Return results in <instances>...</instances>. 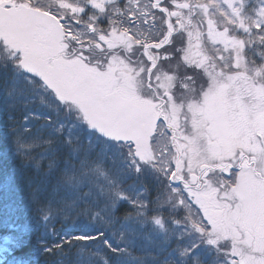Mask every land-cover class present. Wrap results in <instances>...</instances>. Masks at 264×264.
<instances>
[{"label": "flooded vegetation", "instance_id": "af4514ba", "mask_svg": "<svg viewBox=\"0 0 264 264\" xmlns=\"http://www.w3.org/2000/svg\"><path fill=\"white\" fill-rule=\"evenodd\" d=\"M72 3L47 0L44 6L33 4L53 16L47 24L37 26L35 41L27 46L34 62L41 63L53 80L47 89L66 110L76 113L82 114L84 101H67L54 85L84 97L91 106L95 103L96 113L108 120L115 122L121 110L140 117V127L146 125V119H154V131L138 153L130 141L105 140L128 145L139 164L151 155L155 139H162L169 164L153 175L163 179L168 172L169 209L185 217L192 235L215 241L221 258L232 257L227 263L264 264V134L256 133L257 147L255 136L248 139L246 147L239 144V138L227 137L226 141L236 140L229 153L208 149L201 161L190 157L191 142L196 141L189 136L196 125H192L186 105L190 81L185 77L187 66L192 65L187 48L193 27L190 2L163 0L160 7L161 0H91V9ZM165 53L172 58L165 59ZM195 61L206 75L221 81L219 65L212 64L209 73L205 58L196 57ZM198 78L199 84L203 83L205 77L196 73ZM117 80L128 89L119 90ZM212 86L209 84L204 95ZM163 94H168L167 101ZM157 96L159 104L153 102ZM196 99L204 103L207 97ZM91 130L102 135L92 127V121ZM208 144L213 148L221 142L215 139ZM230 169L231 175H225ZM183 196L190 206L179 211L178 199Z\"/></svg>", "mask_w": 264, "mask_h": 264}, {"label": "rangeland", "instance_id": "374dc122", "mask_svg": "<svg viewBox=\"0 0 264 264\" xmlns=\"http://www.w3.org/2000/svg\"><path fill=\"white\" fill-rule=\"evenodd\" d=\"M6 0H0L3 2ZM17 2H26L36 5L44 6L47 0H13ZM61 1V0H59ZM67 2H73L72 4H83L84 7L89 8L91 0H66ZM191 4L192 10V24L190 45L188 48V56L191 57L192 65H195L197 61L195 58H205L208 62L212 73V64L219 65L217 70L219 73L224 70V66H239L240 71H228L226 75L219 76L221 81L212 78L208 81L209 84H213L212 88L204 93L200 94L201 97H207L204 103L201 99H196L198 96L194 91L193 83L190 82L189 99L186 102L188 109L191 110L192 125L195 122L190 131L196 141L191 142L190 153L191 158L197 161H201L204 157V151H217L221 148L224 154L229 153V150L234 147L233 142L226 141L227 137L239 138L237 140L242 147L247 146L248 139L255 136L254 144L258 146L256 133L264 134V76L258 75L256 65L252 63L254 57L257 55L259 48V40L256 38L255 33L251 36L248 32L252 30L253 21L259 20L264 23V0H186ZM91 9V8H90ZM195 25L198 30L195 29ZM264 31V30H262ZM83 32V31H82ZM251 41H256V46L248 47ZM200 53L198 54L199 50ZM186 51V50H185ZM261 54H264V49H259ZM186 56V54H185ZM16 57L13 56L11 50L6 47L4 43L0 41V74H11L13 79H17L16 82L19 85L27 87L29 93L26 95L29 99L39 102L37 104V110L43 111L41 103H48L54 106V111H61L62 115L57 117L59 123L53 128L63 125L61 129V137L63 143H67L69 140H79V144H87L91 149H95L96 145L99 147L97 151H100V155H105L109 160L114 162V168L117 172L111 178H116L115 186L123 183L122 180L129 177V173L135 175L132 178V182L126 180L125 187L119 190V194L125 195L127 200L132 205L139 207L141 212L145 203L147 206L153 205L152 208L145 210L143 215H149V213L155 214L156 208L162 211H166L163 207L169 206L168 195V183L167 180L163 182V187L166 190L160 191V195H154L153 193V181L149 178H154L153 173L156 169L165 170L168 168V149L165 148V143L162 139H155L152 144L151 155L146 157L147 160H143L142 163H137V158L131 153L130 147L124 143H110L108 141H102L100 134L92 133L89 130L88 123L83 115L73 112L72 110H64L54 104L57 100L49 96L47 89L39 81L35 80L31 76H28L25 72L15 64ZM12 72V73H10ZM217 73V71L215 70ZM218 81V82H217ZM211 82V83H210ZM116 87L120 89H128L123 85V82L117 80ZM183 83V82H182ZM199 84V78L196 80V84ZM18 86V85H17ZM19 88V86H18ZM31 89V91H30ZM187 89V88H184ZM20 94V92L15 91ZM235 95V97H231ZM233 99V101H232ZM50 102V103H49ZM184 102V101H182ZM59 108V109H58ZM202 111V113H201ZM212 119H208L209 117ZM42 117V116H41ZM55 118V116H53ZM46 123V122H45ZM42 123V124H45ZM200 123V126H198ZM51 126V124H50ZM52 128V129H53ZM196 128H199L196 130ZM219 140L221 144L213 147L208 144L209 141ZM253 139H251L252 141ZM253 142V141H252ZM216 149V150H215ZM127 152L128 154H125ZM215 153V152H214ZM189 155V154H188ZM185 158L188 159L187 156ZM118 159V162L116 163ZM116 163V164H115ZM189 164L190 160H189ZM127 166L130 169L126 175L122 166ZM139 166V171H137ZM122 174L121 180L117 178L119 173ZM152 173V175H150ZM148 177V178H146ZM168 172L166 173V179ZM156 178V177H155ZM154 182L159 185L161 177L156 178ZM94 183L95 181L92 180ZM134 187L130 189V187ZM160 188V186H157ZM152 191L150 195L148 192ZM162 193L164 197H162ZM130 198V199H129ZM155 198H158L160 203H155ZM165 199V201H164ZM178 204L181 209L184 206H190L185 196L178 199ZM156 207V208H155ZM183 207V208H182ZM138 215V214H137ZM162 218L160 224L163 233H166L164 229L165 224L170 225V229L173 230L175 241L178 239L183 240L182 244L173 247L170 250L171 255L175 256L177 260L195 262L199 256L200 261H204L207 264H229L226 261L231 260L232 257L221 258L217 250L211 249L205 246L209 251L202 252L201 246L196 250L194 255L187 257H181L180 252L184 249L199 244L198 238L194 239L188 235L190 230L189 223L185 221V217L177 219L176 227L170 219ZM154 222L160 220L159 218L153 219ZM164 220V221H163ZM175 222V223H176ZM214 243V242H213ZM210 250H214L213 252ZM174 257V258H175Z\"/></svg>", "mask_w": 264, "mask_h": 264}, {"label": "snow or ice", "instance_id": "6c2138e0", "mask_svg": "<svg viewBox=\"0 0 264 264\" xmlns=\"http://www.w3.org/2000/svg\"><path fill=\"white\" fill-rule=\"evenodd\" d=\"M160 7H163V0H161ZM90 8L91 5H89ZM89 9H85V12ZM262 30H264V23L259 20L253 21L252 30L248 32V35L251 36L254 32L260 42L257 55L252 63L256 65L258 75L264 76V54L259 51V49H264V31ZM254 46H256V41H251L248 45V47ZM163 47L166 48L167 45ZM155 51L159 53V49H155ZM164 58L171 59L172 57L165 53ZM187 67L188 72L185 78L193 83L194 91L199 96L209 87L208 81L212 77L206 75L204 69L195 65ZM230 70L240 71L241 68L239 66H224L220 75H226ZM147 71L151 77L152 70L148 69ZM196 73L205 77L203 83L199 85L196 84ZM149 84H152L151 78ZM163 96L167 101L168 94H163ZM153 102L159 104L160 96L155 97ZM6 119L9 121L7 133L11 142V156L14 159H22L24 163L19 168L12 169L10 174L0 172V264H96L97 259L102 264H109L110 259H112V264H135L136 261H139V264H144L143 258L133 256L129 251V247L134 241H124L123 231H120L119 238L115 239L117 231L123 228V224L118 226V219L115 216L110 221H105L103 227H93L97 217L103 219L101 212L92 210L91 206L81 207V203L87 205V202L83 201L78 194L71 199L60 196L62 182L59 178L55 182L50 181L54 168L51 162H49L47 170L41 173V161L46 159V156L41 154L37 159L31 154V150L39 148L41 143L52 145L54 141L51 139V135L62 134L63 125L53 128L52 133L44 137L39 135V133H43L44 126L39 129L34 126V122L38 123L41 119V116L35 112L25 111L18 120L12 115H8ZM160 121L163 122V117H160ZM48 124H51L50 117ZM22 149L27 151H22ZM0 158H2V154H0ZM33 161L34 164L31 165L33 174L27 175V169L30 167L29 162ZM232 168H235V165ZM231 170L225 175H231ZM137 171H139V166H137ZM74 178L67 177L69 186H72L71 181ZM17 180L24 182L25 188L28 190V202L34 206L30 209L33 215L31 217L26 215L23 223L19 222V216L15 217V223L5 217V212L8 217H12L17 211L15 202L11 199V194L17 190ZM49 183L52 185L50 194L45 196L44 193L48 192ZM78 186L76 185V187ZM89 194L85 193V195ZM119 198L125 199L126 197L121 193ZM144 207H147L146 203ZM105 210H107V206H105ZM111 211L112 213L117 211L116 203L111 205ZM143 214V212L139 213V215ZM129 219H131L130 216L125 217V220ZM5 223L9 224L7 229L4 228ZM58 223L59 227H57ZM156 223L160 224V220H157ZM199 247V244H194L181 251L180 256L194 255ZM161 250L163 251V249ZM17 253L20 254L17 255ZM152 259L156 260L157 257L153 256ZM160 264H172V262L163 259ZM181 264H186V261H181Z\"/></svg>", "mask_w": 264, "mask_h": 264}, {"label": "trees", "instance_id": "16d2710c", "mask_svg": "<svg viewBox=\"0 0 264 264\" xmlns=\"http://www.w3.org/2000/svg\"><path fill=\"white\" fill-rule=\"evenodd\" d=\"M16 80L17 79H13L11 74H0V137H2V139H0V154H2V158H0V172L4 174H10L12 169L19 168L24 163L22 159H14L11 156V142L7 133L9 127V121L6 119L7 116L12 115L18 120L25 111L37 113L42 117L38 123L34 122V126L36 129L44 126L43 133H39V135L47 137L52 133V128L59 123L57 117L62 115L61 111L53 110L55 107L50 106V102V104L46 102L41 103V106L44 108L43 111L37 110V104L39 102L29 99L30 97L26 99V95L29 93L27 87L19 85ZM15 91H19L21 95L15 93ZM54 104L58 107L57 102H54ZM13 105H15V107H12ZM59 108L63 109V106L59 105ZM53 116H55V118ZM49 117L51 118V126L48 124ZM51 139L54 141L52 145L41 143L39 148L31 150V154L37 159H39L41 154L46 156V159L41 161V173L47 170L49 162L54 165L50 181L55 182L57 178L60 179L62 182L60 186V196L71 199L78 194L83 201L87 202V205L81 203V207L91 206L92 210H99L103 219L97 217L96 224L93 227H103L104 222L110 221L113 216L118 219V226L119 224H123V226L130 227L131 229L129 230L128 228L126 234H124V241H134L129 247V251L133 256L143 258L144 264H160V261L163 259H168L172 264H181V262L170 253L173 246H178L177 241L173 240L170 234H163V232L160 231L158 225L151 219L154 215L153 213H149V215H139L141 210L138 211L135 207H130L126 203H122L117 207V211L112 213V204L108 203L105 199L107 186L109 185L107 181L109 179V176H107V174H109V168L106 166L107 161L103 162V159H107L106 156H92L91 147L87 146V144H79L80 139H76L70 143H63L61 134L51 135ZM22 151L27 150L22 149ZM29 164L30 167L27 169V175H32L33 170L31 165L34 164V161L29 162ZM69 176L75 177L71 181L72 186H69L67 182V177ZM92 180L95 182L93 183ZM76 185L79 186L76 187ZM51 186V183H49L48 192L44 193L45 196L50 194ZM16 189L17 190L11 194V199L14 200L17 211L12 217H8L7 212H5V217L12 223H15V217L19 216V222L23 223L26 215L29 217L33 215L30 209L34 206L30 205L28 202V190L25 188L23 181L17 180ZM85 193L90 194L85 195ZM105 206H107V210H105ZM152 207L153 205L143 207L142 212ZM156 210L158 213L159 209L156 208ZM137 214L138 217H136V219L132 217V215ZM127 216H130L131 219L125 220ZM8 227L9 224L5 223L4 228L7 229ZM57 227H59V223ZM128 231L129 235H127ZM118 232L119 230L117 231L115 239L119 238ZM161 249H163V251ZM19 254L20 253H17V255ZM153 256L157 257V259L153 260ZM45 259L47 260V258ZM96 264H102V262L97 259ZM109 264H112V259H110ZM135 264H139V261H136ZM186 264L207 263L200 261L198 256L195 262L189 263V261L186 260Z\"/></svg>", "mask_w": 264, "mask_h": 264}, {"label": "water", "instance_id": "95a60500", "mask_svg": "<svg viewBox=\"0 0 264 264\" xmlns=\"http://www.w3.org/2000/svg\"><path fill=\"white\" fill-rule=\"evenodd\" d=\"M51 18L52 16L47 15L45 11L31 6L16 7L0 4V27L3 28V34L6 35L5 41L15 49H23L21 66L27 72L40 77L48 85L52 84V80L50 75L46 73L45 67L41 63L34 62L32 53L25 52L24 48L27 43L32 41L37 25L47 24V21H50ZM56 89L64 92L67 100H83L81 110L90 118L94 128L102 131L103 135L108 138L132 141L137 153L140 144L145 141V137L154 131V119H146V125L140 127V117L137 118L134 114H128V112L121 110L114 122L108 120L105 116H98L95 112V103L91 106V104L85 103L83 97L69 90H63L60 87H56Z\"/></svg>", "mask_w": 264, "mask_h": 264}]
</instances>
